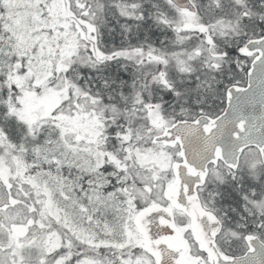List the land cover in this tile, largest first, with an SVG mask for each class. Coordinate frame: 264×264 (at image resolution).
<instances>
[{
  "label": "snow or ice",
  "instance_id": "6c2138e0",
  "mask_svg": "<svg viewBox=\"0 0 264 264\" xmlns=\"http://www.w3.org/2000/svg\"><path fill=\"white\" fill-rule=\"evenodd\" d=\"M0 264H264V0H0Z\"/></svg>",
  "mask_w": 264,
  "mask_h": 264
}]
</instances>
